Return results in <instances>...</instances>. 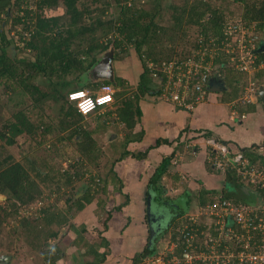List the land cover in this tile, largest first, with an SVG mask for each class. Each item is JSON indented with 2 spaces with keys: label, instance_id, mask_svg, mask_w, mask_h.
Segmentation results:
<instances>
[{
  "label": "trees",
  "instance_id": "16d2710c",
  "mask_svg": "<svg viewBox=\"0 0 264 264\" xmlns=\"http://www.w3.org/2000/svg\"><path fill=\"white\" fill-rule=\"evenodd\" d=\"M223 1L238 5L242 11L234 15L227 5L217 4L218 1L215 0H171L169 3L165 0H0V84L10 92L9 100L17 107L24 104L26 97L32 99L41 110L44 107L40 102L47 98L48 102L61 103L58 133H68L66 140L75 141L80 156H85L90 162L96 159L93 157L94 141L91 133L81 127L85 117L90 115L79 113L69 101L68 94L73 90L82 89L96 96L103 85H112L116 89L114 97L119 99L127 94H122L121 90L128 87V80L120 73H115L113 82L98 79L94 83L79 82L73 86L69 76L78 74L77 78L80 79L83 72L96 66L100 60L99 55L110 48L114 49L113 65L123 59L120 54L133 48L143 67L139 74L137 92L126 99L123 98V106L117 109L118 113L120 112V121L130 132L124 140L125 150L113 162L104 178L89 173V164L83 157L74 163L69 162V166L63 170L55 168L51 164L54 159L51 155L52 151L57 152L58 148L53 141V127L43 119L39 125L33 124L23 108L14 114V119L8 122L6 131L0 132V196L6 198L0 203V235L10 219L19 217L20 210H28L33 204L42 202L47 189L48 198L55 195L56 197L51 204L36 212L39 216L35 220L41 219V223L35 225L38 229L30 230L31 219L28 217L21 221V226L28 229L25 232L26 238L35 251L41 252L43 262L58 264L65 258V251L60 247L61 242L51 244V240L57 241L60 234L67 231L66 234L73 233L75 236L68 246L76 247L80 251L84 249V252L79 254L78 264L106 263L112 250L104 234L109 230L113 212L121 211L129 203L128 195L123 193V181L115 172V166L128 156L137 160L146 159L151 149L162 144H171L166 139H158L155 145L145 152L135 153L127 149L129 144L141 142L144 136V131L134 132L142 116L139 107L141 99L146 95L158 97L162 93L163 86L154 77L155 66H162L164 62L186 60V57L197 49L199 38H220L228 24L244 19L247 23L258 22L259 28H264V0ZM146 4L149 7H146ZM56 7H65V13L62 16L47 17L45 8ZM12 8L15 13L11 12ZM109 15L111 17L108 18ZM9 19L17 31V40L10 38L5 30V23ZM13 50L17 52L15 57H12ZM228 63L226 56L220 53L217 55L215 67L219 66L220 70L226 72ZM39 76L56 79L52 91H43L33 83V79ZM231 78H228L230 82L233 81V76ZM228 85L233 88L230 93L232 99L239 98L242 88L238 82L234 81ZM24 134L35 143L31 144L34 155H26L24 161L20 162L15 160L13 154L8 153L7 147L15 146L18 138ZM188 135V130L180 135L178 148L184 146ZM77 137H80V140H77ZM47 140L51 142L49 149L40 150L35 154L37 147L43 146ZM243 153L251 163L264 168V155L254 154L250 149ZM170 162L171 158H166L156 169L148 184V195L164 190L161 180L171 166ZM87 174L90 177L88 181ZM226 177L227 187L222 190L224 197L236 204L255 205L261 201V195L250 198L243 193L242 187L245 184L239 181L235 172L228 173ZM77 181H82L80 187L76 184ZM110 187L123 198L111 210L107 209L113 194L109 192ZM85 190V194L77 198ZM63 198L65 209L58 205ZM94 203L97 204V214L101 213L99 221L102 225L101 228L94 229L96 235L90 233L87 224L75 223L78 214ZM105 213L104 218L102 216ZM146 223L148 224L147 219ZM39 231H48L45 242L38 238L41 233ZM150 237L149 231L147 245L143 252L134 257L133 264H142L145 259L155 256L159 242L168 238L167 230L156 236L153 246L149 249ZM177 241L178 236L172 234L167 242ZM80 244L82 248H79ZM176 254L180 255L181 249H177ZM87 258H92V261Z\"/></svg>",
  "mask_w": 264,
  "mask_h": 264
},
{
  "label": "built area",
  "instance_id": "2783aa9c",
  "mask_svg": "<svg viewBox=\"0 0 264 264\" xmlns=\"http://www.w3.org/2000/svg\"><path fill=\"white\" fill-rule=\"evenodd\" d=\"M262 46L264 28L260 29L258 22L242 20L226 25L220 38L201 37L197 49L186 60L155 66L154 77L163 86L160 97L180 109L194 111L206 101L210 79L217 67L215 59L220 53L249 78L239 99L231 104L234 119L239 116L240 106L258 101L259 87L254 75L264 70V51L257 53ZM80 92L85 95L69 99L71 94ZM115 92L112 85H103L96 96L78 89L70 92L68 99L79 113L91 115L114 104ZM87 100H91L94 107L84 114L78 105ZM98 100L104 102L97 103ZM206 145L209 164L223 175L235 172L239 181L260 193L261 201L255 205L236 204L222 193L213 195L208 203L197 207L195 214L183 216L176 234L177 242H168L164 251L158 250L142 264H264V168L251 163L242 151L234 152L228 143L216 137H207ZM183 147V151H176L172 157L173 166L179 165L186 154L198 152L196 146L187 141ZM41 206L38 202L30 208L37 211ZM177 249H181L180 255L176 254Z\"/></svg>",
  "mask_w": 264,
  "mask_h": 264
},
{
  "label": "crops",
  "instance_id": "0c3cea01",
  "mask_svg": "<svg viewBox=\"0 0 264 264\" xmlns=\"http://www.w3.org/2000/svg\"><path fill=\"white\" fill-rule=\"evenodd\" d=\"M217 69H219V67L215 69L211 81L223 80L226 81L227 84L236 81V78L233 77V81L228 82V78H232L227 75L226 78L222 77V79H218L221 76L217 75ZM260 75H263V73L259 72L254 75V77L259 80ZM242 76L245 78L247 77L245 75ZM263 80L264 77L261 76V80L259 81ZM228 86L229 85L225 84L226 88ZM208 88L209 91L206 101L198 105L194 111L181 110L176 104L162 99L160 96L150 97L146 95L141 99L139 107L142 111V116L134 132L144 131V136L141 142L129 144L132 145L134 149H129V145L127 149L135 153L145 152L150 146L155 145L158 139H166L171 142V144H162L161 146L151 149L146 159L137 160L132 156H128L115 166V172L123 181V193L128 195L129 203L121 211L113 212L112 219L109 222V230L104 234L110 242L112 250L105 264H133L134 257L143 252L146 247L150 231L149 224L146 223V219L148 218V184L164 159L171 158L172 161V156L176 151H183L185 147L178 148L177 142L180 135L185 130L189 131L186 141L196 146L198 151L197 154H186L184 159L179 163L178 169L170 162L171 166H169L167 173L161 180V185L164 187V190L161 193H150V195H152L154 212L157 213L158 210H163L158 213H163L165 215H158V217L159 219L165 218V228L163 227L162 231L164 232L167 230V237H171L172 234H177V230L184 219L183 216L195 214L194 211H198L197 207L210 201L212 195H214L210 192L221 194L223 193L222 190L227 187L226 175L215 170L210 164L208 165L207 137H216L228 143L234 152L237 150L243 152L246 149H250L254 154L264 155V131H262L264 128V105L260 98H258V101L254 100L253 103L240 106L238 110L239 116L233 119L231 115V104L239 99H232L230 93L233 88L229 87L224 92H215L211 91L210 87ZM153 105H156L157 108H153ZM242 114L245 115L244 118L241 117ZM171 116L173 117V121H171L172 124L170 122ZM228 116V120L230 121L229 124L225 122ZM174 117L177 118V121L174 120ZM249 119H251L252 122L245 126L246 130L243 129V133L246 132L247 134H242L240 129L236 132L235 121H238L237 125L243 127L245 121ZM226 125H229V127ZM256 125L261 126V129H255L253 131V127L256 128ZM158 126H160V128ZM163 126L170 127V132L166 129L162 132L161 129ZM251 127L253 132H251ZM217 133H219L221 137L215 136ZM168 134L169 136H165ZM184 140L185 137L183 138V141ZM147 141H149L148 144H146ZM238 143H240V145ZM207 165L210 170L207 168ZM213 171L224 179V181L219 182V188L206 187L201 181L203 177L200 175L205 174L208 177ZM217 181L220 180L217 179ZM181 189L184 190V195H182L183 193L180 194ZM167 190L169 192H167ZM247 190L250 192L248 193ZM110 191L113 192L112 187L109 188V192ZM242 191L250 198L260 195L249 185H244ZM165 193L168 198L171 193L173 197H175L174 199H184L180 201L181 206L184 205V203L186 205L182 215L179 212H177V214L173 212L174 210L172 208H174L173 204L175 202L171 200V196L169 199L166 198ZM186 193L189 194L186 195ZM112 196L116 199L115 204L110 203L113 208L120 203L122 197L120 198L119 193L116 192H113ZM193 196H195L194 199H192ZM162 197H164L163 200H161ZM85 224L88 225V223ZM74 238L75 236L73 239ZM167 243V241L159 242L158 250L161 248L162 244ZM74 250H77V252L68 247L65 250V258L61 259L58 264H78L79 254L83 253L84 249L80 251L75 247ZM68 257H71V259ZM89 259L90 258H87V260ZM89 261H92V258Z\"/></svg>",
  "mask_w": 264,
  "mask_h": 264
},
{
  "label": "rangeland",
  "instance_id": "374dc122",
  "mask_svg": "<svg viewBox=\"0 0 264 264\" xmlns=\"http://www.w3.org/2000/svg\"><path fill=\"white\" fill-rule=\"evenodd\" d=\"M142 1H144V0H142ZM176 1H178V0H176ZM215 1L216 2L218 1L217 4L222 3L224 5H227L229 7V10L232 11L231 13H233L234 15H238V12L242 11V9H240L238 5H236L232 2L223 1V0H215ZM165 2L169 3V2H171V0H165ZM140 4H138V5H140ZM146 7H149V5L146 4ZM45 11L44 12H45L47 17L62 16L65 13V7L63 9H59L57 7L53 8V9L47 8ZM11 12L15 13V11H13V8L11 9ZM109 17H111V16L109 15L108 18ZM86 21L88 22L89 19L87 18ZM169 24H171V23L169 22ZM5 30H6L8 36L10 38H14V40L18 39L16 37L17 31L12 26V20L9 19L5 23ZM110 49H112V48H110ZM14 52L15 51L13 50L12 51V57H15L17 55V52H15V55H13ZM104 54L105 53L100 54L99 58L100 59L103 58ZM122 57H123V59H122ZM120 58L122 60L116 61V64L114 65V72L117 74L120 73V75L124 76L128 80L127 81L128 87H123L121 90L122 94H124V95L127 92L126 96L121 97L119 99H115L114 104L110 105L109 107H106L105 109L100 110L99 112H96L94 114H91L90 116L85 117L84 121L81 123L82 129H84V131L90 132L92 135V139L95 143V144L93 143V145H94L93 157H94V159L95 158L96 159L93 160L94 162H90L85 156H82V157L89 164L87 167V168L90 167L89 173L97 174L101 178H104L106 176V173L109 171L113 162L116 161L117 157H119V155H121L123 153V151L125 150L123 147V145L125 144L124 140H125V138H127V135L129 134L130 131L120 121V119L118 117V114H120V112L118 113L117 109H119L123 106L122 100L126 99L127 97L133 96V93L137 92L138 83L140 80L139 74L143 70L142 62L140 61V59L136 55L133 48L131 50H129V52L126 51V52H123L122 54H120ZM228 66L229 67H228V70L226 72L222 71L220 69L216 70L217 75L221 76L218 79H222V77L226 78V75H228L229 77L233 76L236 78V81L238 82L239 86H241V87L245 86L249 78H247V77L245 78L244 76L240 75L241 73H239L236 70L234 64L228 63ZM95 67L96 66H94L93 68H95ZM93 68L83 72L82 75H80V77H81L80 79L77 78L78 74H74L72 76H69L68 79H69V81H71L73 83V86H75L79 82L82 84H85L86 82H91V83L93 82L94 83L95 81L98 80V78L96 77L97 75L95 74V69L93 70ZM229 71H231L230 72L231 74L228 73ZM260 73H263V75H261V76L264 77V70H262ZM259 80H261V77H259ZM101 81H103V80H101ZM227 81L229 82V80H227ZM254 81L256 82V85L259 88L262 86L264 87V80L258 82V78H254ZM55 82H56L55 78L49 79L47 76H41V77L39 76V78L33 79V83H35L43 91H52V89L54 88L53 83H55ZM154 82H156V81L154 80ZM224 83L226 85H228L226 81H224ZM227 88H229V86ZM9 95H10V92L8 90H6L2 84H0V132H2L3 130L6 131L8 122L13 121L14 114H16L19 110H21L23 108V110L24 109L26 110V111L25 110L24 111L26 112V115L28 116L29 120L33 124L39 125L41 119H43L44 122L48 123L51 127H53V130H54L53 141L56 143V146L58 148L57 152L52 151V155H51L52 157H54V159H53L54 161L52 160L51 164L54 165L55 168H60L63 170L65 168H67V166H69V162L74 163L75 161H78L80 158H82L80 156L81 154L78 150V147H77V144L75 143V141L66 140L68 133H66L64 131H61L60 133H58L59 131H58L57 127L61 121V119L58 117L61 103L48 102V98H47V99L43 100L42 102H40V104L44 107V109L41 110L40 107H38L37 105L34 104L32 99H30L29 97H26L24 104L23 105L21 104V106L17 107L14 105V103L10 102ZM19 105H20V103H19ZM223 107L226 108L225 106H223ZM153 108H157L156 105H153ZM181 110H183V109H181ZM184 111H186V110H184ZM152 113H153V111H152ZM228 118H229V116L225 120V122L227 124H229V122H230L228 120ZM176 119L177 118L174 117L175 121H177ZM171 121H173L172 116L170 118V122ZM235 122H236V126H235L236 132H238L240 129L242 134H247L246 132L243 133V129H245V126L247 124H249L250 122H252V120L249 119V120L245 121V123L243 124V127L237 125L238 121H235ZM171 124H172V122H171ZM230 124H232V123H230ZM226 126L229 127V125H226ZM158 127L160 128V126H158ZM165 129L170 132V127H165V126L162 127L161 131L164 132L163 130H165ZM255 129L256 130L261 129V126L256 125V128L253 127V131ZM253 131H252V127H251V132H253ZM262 131H264V128L262 129ZM56 135H58V136L55 138ZM165 136H169V134L165 135ZM215 136L221 137L219 133H217ZM63 138H64V140H63ZM76 139L80 140V137H77ZM59 140H61V141H59ZM148 143H149V141H147L146 144H148ZM31 144L35 145V143H33L31 141L30 137L24 134L18 138V142L15 146L7 147V151H8V153L13 154L16 161L23 162L24 157L26 155H34V150H31ZM238 144L240 145V143H238ZM49 145H51V142L49 143L47 140L46 142L43 143V146L37 147V151L35 152V154H38L40 152V150L47 149L49 147ZM128 148L134 149L132 145H129ZM237 151H239V150H237ZM41 155L47 156L46 154H41ZM208 165H209V163H208ZM208 165H207V168L209 169ZM178 166L179 165H174V167L176 169H178ZM209 175L210 176H208V177L205 174L200 175L203 177V180H201L202 183L205 184L206 187L210 186V187H214V188H219L220 187L219 182L224 181L223 177H221L220 175H218L214 171L212 172V174H209ZM89 179H90V177L87 174L86 180L88 181ZM217 179L220 181H217ZM82 181L76 182V184L79 185L78 187H80V183ZM82 184H86V183H82ZM51 187H53V186H51ZM46 190H45V195H44V198H46V199H44V201H43V203H45L43 206H45L46 204H47V206L49 204H51L55 200V197H56V195H55V196H51L50 198H48L49 194H48V191H46ZM183 191L184 190L181 189L180 194L183 193L182 195H184ZM63 192H64V190H63ZM167 192H169V191L167 190ZM171 192H174V191H171ZM187 194H189V193H186V195ZM57 195H58V193H57ZM165 195H166V193H165ZM169 195L171 196V200H173V202H175L173 204L174 208H172L174 210L173 212L175 214L177 212L182 213L183 210H185L186 205L184 203V205L181 206L180 201L184 200V199H182V198L178 199L177 198L178 199L177 200V199H174L175 197H173V195L171 193ZM170 196H169V198H170ZM4 197L5 196H0V203L4 202L6 200V198L4 199ZM62 197H64V196H62ZM165 197L168 198L167 195ZM190 197H191V195H190ZM194 197L195 196H193L192 199H194ZM163 198L164 197H162L161 200H163ZM63 200L65 201V199L63 198L58 205L60 208L65 209L66 206H65ZM109 201H110V203L115 204L116 199L111 195ZM110 203H109L107 209L112 208V205ZM34 205H36V204H33L32 206L34 207ZM39 210L40 209H37V211H36V210H34V208H28V210H26L24 208V209L20 210L21 212H20L19 217H16L15 219H10L9 222H7V224L5 225V229L2 231V233L0 235V243H1L0 244V259H1V257L9 258V256H10L11 260L8 264H46L43 262V257L41 255V252L35 251L33 249L34 247L31 245L29 240L26 238L27 236H26L25 232H27L28 229L21 226V221L24 219V217H28L31 219L30 224H29L30 228H31L30 230L36 231L38 228H36L35 225H38L41 223L40 222L41 219H39V220L34 219V218H37L39 216L38 214H36V212H38ZM194 212H196V211H194ZM155 214H157L159 216H165L163 213L161 214V213L157 212ZM105 215H106V213L103 214L102 217H104ZM100 216H101V213L97 214V204L94 203L91 206H88L82 213L78 214V216L75 218V223L77 225H80L83 222L88 223V228L90 230V233L92 235H96L94 229L102 227V225L99 221ZM32 217H34V218H32ZM14 231H16V233ZM39 232H41V233H40L38 238L42 239V242H45V237L47 236L48 231L47 232L39 231ZM42 232H44V233H42ZM64 232H62L60 234L57 241L52 239L51 244H55V242H61L60 247L63 249V251H65L69 247L71 250L77 252V250H74L75 247H73L71 245L68 246V244H70V242L73 241V237H74L73 234H71V233L65 234ZM167 235H168V233H167ZM169 237L170 236H168V238L165 240L168 241ZM160 242H164V241H160ZM165 246H166V244H162L159 251H164ZM79 248H82V244L79 245ZM75 252H73V253H75ZM76 254H78V253H76ZM68 258L71 259V257H68ZM4 262L5 261H2L0 264H5Z\"/></svg>",
  "mask_w": 264,
  "mask_h": 264
},
{
  "label": "water",
  "instance_id": "95a60500",
  "mask_svg": "<svg viewBox=\"0 0 264 264\" xmlns=\"http://www.w3.org/2000/svg\"><path fill=\"white\" fill-rule=\"evenodd\" d=\"M263 51H264V46H262L257 51V53H261ZM15 52L13 53V55H15ZM113 62H114V49L112 48L109 51L105 52L103 58H101L99 62L97 63L96 67L93 68V70L95 69V74L97 75L96 77L99 80H108L110 82L114 81L115 72H114ZM209 87L211 91H215V92H224L227 90L223 80L222 81H211ZM258 96L264 105V87L263 86L258 89ZM85 192L86 190L80 193L77 196V198L83 196ZM247 192L249 193L250 191L247 190ZM153 208L154 207L152 203V195L149 194V197L147 200V215H148L147 220H148L150 236H151L149 245H148L149 249L153 246L156 236H158L162 232L163 230L162 228L163 227L165 228L164 224L166 222L164 220L165 219L164 217L162 219H159L158 215L155 214ZM10 260H11V257L9 256V258H7V263H9Z\"/></svg>",
  "mask_w": 264,
  "mask_h": 264
},
{
  "label": "clouds",
  "instance_id": "9594fccd",
  "mask_svg": "<svg viewBox=\"0 0 264 264\" xmlns=\"http://www.w3.org/2000/svg\"><path fill=\"white\" fill-rule=\"evenodd\" d=\"M211 78H212V77H211ZM211 80H212V79H210V82H211ZM209 85H210V84H209ZM208 89H209V88H208ZM84 95H85V93H83V92L75 93V94H71V95L69 96V99H70V100H75L78 96H79V97H82V96H84ZM101 101H103V100H98L97 103H102ZM78 107H79L80 110H82V112H83L84 114H87V112L90 111V110L94 107V105H93V102H92L91 100H87V101H85L84 103H81L80 105H78ZM35 204H37V203H35Z\"/></svg>",
  "mask_w": 264,
  "mask_h": 264
},
{
  "label": "flooded vegetation",
  "instance_id": "af4514ba",
  "mask_svg": "<svg viewBox=\"0 0 264 264\" xmlns=\"http://www.w3.org/2000/svg\"><path fill=\"white\" fill-rule=\"evenodd\" d=\"M44 198V197H43ZM44 199H46V198H44ZM44 201V200H43ZM43 201L41 202L42 203V206L45 204V203H43ZM47 205V204H46ZM42 206L40 207V209L42 208ZM44 207V206H43ZM160 211H163V210H158V212H160ZM177 214V213H176ZM35 219V218H34ZM65 234L67 233V231H65L64 232ZM2 261H5L4 263L5 264H8L6 261H7V257H1V259H0V263L2 262Z\"/></svg>",
  "mask_w": 264,
  "mask_h": 264
},
{
  "label": "snow or ice",
  "instance_id": "6c2138e0",
  "mask_svg": "<svg viewBox=\"0 0 264 264\" xmlns=\"http://www.w3.org/2000/svg\"><path fill=\"white\" fill-rule=\"evenodd\" d=\"M106 99H108V98H106ZM102 103L104 102V101H101Z\"/></svg>",
  "mask_w": 264,
  "mask_h": 264
},
{
  "label": "bare ground",
  "instance_id": "6f19581e",
  "mask_svg": "<svg viewBox=\"0 0 264 264\" xmlns=\"http://www.w3.org/2000/svg\"><path fill=\"white\" fill-rule=\"evenodd\" d=\"M261 168H263V167H261ZM242 201V200H241Z\"/></svg>",
  "mask_w": 264,
  "mask_h": 264
}]
</instances>
